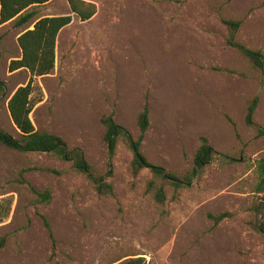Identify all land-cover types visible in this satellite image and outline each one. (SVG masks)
Masks as SVG:
<instances>
[{
    "label": "rangeland",
    "instance_id": "rangeland-1",
    "mask_svg": "<svg viewBox=\"0 0 264 264\" xmlns=\"http://www.w3.org/2000/svg\"><path fill=\"white\" fill-rule=\"evenodd\" d=\"M88 20L72 14L56 37L55 66L35 77L29 113L37 130L78 146L96 175L112 184L99 194L71 162L49 152L0 144V264H107L138 254L147 264H264V69L226 43L223 17L240 19L237 39L264 56V0H86ZM35 17L69 12L66 0L34 6ZM25 24H0V128L15 135L10 94L29 78L9 71ZM149 126L140 145L148 161L177 174L192 164L200 137L216 150L190 185L166 184L164 203L146 191L148 168L133 174L121 137L109 153L103 114L137 138L144 103ZM49 190L47 201L36 192ZM225 213L218 223L208 216ZM48 222V223H46Z\"/></svg>",
    "mask_w": 264,
    "mask_h": 264
},
{
    "label": "trees",
    "instance_id": "trees-1",
    "mask_svg": "<svg viewBox=\"0 0 264 264\" xmlns=\"http://www.w3.org/2000/svg\"><path fill=\"white\" fill-rule=\"evenodd\" d=\"M48 0H0V24L12 22L16 27L29 24L17 36V43L20 48V55L10 60L8 69H26L29 72L28 80L16 87L10 94L7 101V109L13 124L17 128L15 135H12L0 128V144L21 152H49L63 160L71 162L74 170L85 174L92 182L99 194H111L112 184L103 180L102 176L93 173L92 168L86 160L84 153L78 146L68 147L64 139L45 130H37L30 119L29 113L36 100L37 85L35 77L49 74L55 66L56 58V37L59 30L70 23L72 14L80 20H88L95 13V4L86 0H67L69 13L58 15H41L35 17L33 9L38 4ZM222 22L226 25L228 35L226 43L238 49L251 62L254 68L260 72L264 69V56L261 50L244 46L236 37L237 30L241 23L240 19L223 17ZM1 38V37H0ZM258 103V96L255 95L246 107L245 122L254 127L258 133L264 129L253 120V112ZM101 123L105 128L104 139L107 143L109 153L112 154L117 139L123 138L132 150L131 169L133 174L143 168H148L151 178L146 181V191L150 192L153 199L158 203H164L166 199L165 185L169 184L176 191L179 188L190 185L192 180L198 176L216 154V150L204 136L200 137V144L196 148L192 164L182 174L169 171L161 165L154 164L146 158L140 149L144 133L149 126V109L145 102L137 119L139 135L131 137L127 129L117 123L112 113L103 114ZM255 168L260 178V185L264 188V158L255 160ZM36 198L40 201H47L50 198L49 190L36 192ZM225 213L217 215L208 214L218 223L225 217ZM48 223V222H46ZM255 227L264 232V221H255ZM4 243V237L0 238V248ZM107 264H147L143 256L138 254L123 255Z\"/></svg>",
    "mask_w": 264,
    "mask_h": 264
},
{
    "label": "crops",
    "instance_id": "crops-1",
    "mask_svg": "<svg viewBox=\"0 0 264 264\" xmlns=\"http://www.w3.org/2000/svg\"><path fill=\"white\" fill-rule=\"evenodd\" d=\"M52 0H48L47 2H45V3H43V4H48V3H50ZM67 1V0H66ZM68 3V2H67ZM38 5H41V4H38ZM38 5H36V6H38ZM69 13V12H68ZM65 14H67V13H65ZM71 14V13H70ZM43 15H58V14H52V13H50V14H43Z\"/></svg>",
    "mask_w": 264,
    "mask_h": 264
}]
</instances>
